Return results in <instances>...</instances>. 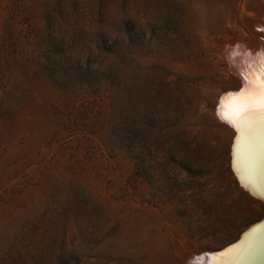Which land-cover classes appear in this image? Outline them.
Here are the masks:
<instances>
[{"label":"rangeland","instance_id":"374dc122","mask_svg":"<svg viewBox=\"0 0 264 264\" xmlns=\"http://www.w3.org/2000/svg\"><path fill=\"white\" fill-rule=\"evenodd\" d=\"M237 43L263 69V0H0V264H203L258 221Z\"/></svg>","mask_w":264,"mask_h":264},{"label":"bare ground","instance_id":"6f19581e","mask_svg":"<svg viewBox=\"0 0 264 264\" xmlns=\"http://www.w3.org/2000/svg\"><path fill=\"white\" fill-rule=\"evenodd\" d=\"M242 46L240 43H237L236 46H227L224 56L229 61L233 71L243 72L246 77L252 79L251 81H255L258 76L264 74V64L263 69H260L254 68V64L251 66L245 62L247 58L245 57L246 54L243 53ZM230 93L235 92L227 93L226 98L224 95L222 100L224 104H221L222 101L219 104L220 118V114L226 111L230 105V100H228ZM238 133L239 139L233 152V168L240 183L253 196L260 199V194L264 195V121L255 120L250 126L242 127ZM247 235L244 242L242 241L240 246H237L226 256V260L223 261L218 257L219 260H216L215 264H264V227H259ZM212 259L210 256H205L203 264H213Z\"/></svg>","mask_w":264,"mask_h":264},{"label":"snow or ice","instance_id":"6c2138e0","mask_svg":"<svg viewBox=\"0 0 264 264\" xmlns=\"http://www.w3.org/2000/svg\"><path fill=\"white\" fill-rule=\"evenodd\" d=\"M244 80L245 87L230 95V105L220 114L221 119L238 132L255 120L264 121V74L258 76L255 81H248L247 77H244Z\"/></svg>","mask_w":264,"mask_h":264},{"label":"water","instance_id":"95a60500","mask_svg":"<svg viewBox=\"0 0 264 264\" xmlns=\"http://www.w3.org/2000/svg\"><path fill=\"white\" fill-rule=\"evenodd\" d=\"M246 77V76H245ZM247 80L248 81H251L252 79L251 78H248L247 77ZM244 84H245V80H244ZM244 84L242 85L241 84V87L239 88V89H237V90H233V92H235V93H238L242 88H244L245 86H244ZM235 93H230V95L231 94H235ZM224 94H225V96H224ZM230 95H228V100H230ZM226 98L227 97V95H226V93H223L220 97H219V99H218V103H217V107H218V105L220 104L219 102L220 101H222L223 99H224V97ZM223 97V98H222ZM230 128L232 129V131H234L235 133H234V135L232 136V138H231V141H230V145H229V167H230V169L233 171V173L235 174V172H234V169H233V167H232V159H233V152H234V150H235V147H236V144H237V141H238V132L236 131V129H234L233 127H231L230 126ZM236 175V174H235ZM236 177V176H235ZM236 180H237V177H236ZM261 193V192H260ZM261 195V198L260 199H258V200H260L263 204H264V195L261 193L260 194ZM259 227H264V215L258 220V221H256V222H254V223H252L251 225H249L244 231H242L241 233H240V235L238 236V238L234 241V242H232V243H230V244H228V245H226L225 247H223V248H221L220 250H216V251H211V252H203V253H201V254H198V255H194V257L195 258H197V257H205V256H210V257H212L213 259V264H215V261L216 260H219V259H222L223 261L224 260H226L225 258H226V256H228L229 254H230V252H232L234 249H236L237 248V246H240V244H241V242L243 241L244 242V240L246 239V237L248 236L247 234L249 233H251V232H253L254 230H257ZM247 235V236H246ZM218 257H219V259H218ZM221 257V258H220ZM223 257V258H222ZM211 259V258H210ZM225 263V262H224ZM223 264V263H222Z\"/></svg>","mask_w":264,"mask_h":264}]
</instances>
